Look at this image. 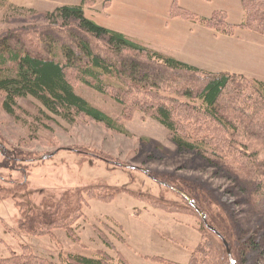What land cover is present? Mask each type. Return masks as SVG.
I'll return each instance as SVG.
<instances>
[{
    "label": "rangeland",
    "instance_id": "obj_1",
    "mask_svg": "<svg viewBox=\"0 0 264 264\" xmlns=\"http://www.w3.org/2000/svg\"><path fill=\"white\" fill-rule=\"evenodd\" d=\"M173 2L201 17L224 12L232 24L245 17L242 0H112L106 7L99 0L86 6L84 13L99 25L180 58L192 52L201 26L189 32L178 29L171 21ZM80 4L81 0H0V35L45 27L48 11ZM235 31L238 35L231 40L215 43L218 50L234 55L226 69L264 81V36L245 29ZM220 55L216 51L208 56L219 64L207 69L225 67ZM188 56L185 59L201 66L192 53ZM74 85L93 106L121 121L127 133L110 130L84 115L69 122L49 113L32 97L18 99L14 116L0 105V258L28 247L57 264L68 254L93 257L99 251L107 252L114 264H189L202 242L197 227L200 218L152 205L138 194L183 203L178 193L191 184L214 193L230 210V221L244 239L258 242L261 255L243 264H264V220L253 212L235 177L219 171L200 154L180 149L169 131L151 116L139 110L124 116V106L110 93L102 94L80 81ZM4 155L14 161L5 165ZM25 181L27 187L21 188ZM99 182L124 191L110 200L89 197L84 215L73 223L74 232L58 229L40 236L19 227L21 209L27 205L40 209L46 197L59 200L69 190Z\"/></svg>",
    "mask_w": 264,
    "mask_h": 264
},
{
    "label": "trees",
    "instance_id": "obj_2",
    "mask_svg": "<svg viewBox=\"0 0 264 264\" xmlns=\"http://www.w3.org/2000/svg\"><path fill=\"white\" fill-rule=\"evenodd\" d=\"M98 1L57 6L45 13L49 25L0 35L3 110L14 116L18 99L32 97L49 113L69 122L84 115L110 130L127 133L121 121L80 96L74 82L110 93L124 106V116L136 110L151 116L169 131L180 149L200 154L219 171L235 177L253 212L264 220V81L240 73L205 70L99 25L84 13L86 6ZM111 1L104 0V6ZM242 6L245 17L239 24L229 23L221 11L201 17L175 2L170 9L172 18L199 22L221 34L233 35L235 30L245 29L264 36V0H242ZM4 159L5 165L14 161L8 155ZM100 183L69 190L59 200L46 197L40 209L27 205L21 209L19 227L40 236L58 229L74 232L73 223L84 215L89 197L110 200L124 191ZM20 185L27 187L26 181ZM102 187L114 190L105 193ZM178 194L183 203L138 195L152 205L200 218L197 227L202 242L189 264H232L223 241L237 264L260 254L258 242L244 239L230 221V210L214 193L188 184ZM111 258L105 251L93 257L68 254L61 264H114ZM0 264L57 263L24 247L20 254L0 258Z\"/></svg>",
    "mask_w": 264,
    "mask_h": 264
},
{
    "label": "crops",
    "instance_id": "obj_3",
    "mask_svg": "<svg viewBox=\"0 0 264 264\" xmlns=\"http://www.w3.org/2000/svg\"><path fill=\"white\" fill-rule=\"evenodd\" d=\"M171 19H172L171 21H173V23L176 24L178 29L186 28V32H187V30H188V32L193 31L194 29H196V27H197L196 25H198V24H200V26H201V28H199V32H198L200 39H196L197 44H195V46L191 50L192 51L191 53L194 55V58H196L198 63L200 62L199 64H201V66H199L197 63L190 62L189 59H185V58L189 57L188 54H191L190 52L189 53L186 52L187 55L184 57L176 58V56H175L176 59H179V60H182L184 62L193 64L194 66H198L200 68H204L205 70H210V71H219L220 70V71H225V72H230V73H237L234 71H228V69H226V68H230V63H231V61H233L234 55H229V53L227 54L226 52H224L225 50L224 51L218 50L215 43L218 40H221V41H225V39L231 40L232 38L235 37L236 34L238 35V33L235 32V34H233V35L221 34V33L215 32V30H213V29L207 28L206 26H204L203 24H201L199 22H194V21L190 22L188 20L181 19V18H171ZM110 29H112V28H110ZM113 30H115V29H113ZM116 31H118V30H116ZM119 32H121V31H119ZM121 33L125 34L123 31ZM125 35L127 36V34H125ZM216 51L221 52L220 57H222L221 59H224V61L222 62V60H221L222 63L221 62L220 63L221 64L224 63L223 66H225V67L222 69H207L208 68L207 66L219 64V63L211 62V60L208 58V56H210L211 53L216 52ZM196 53H203L205 55V57L199 58L195 55ZM231 66H232V64H231Z\"/></svg>",
    "mask_w": 264,
    "mask_h": 264
},
{
    "label": "water",
    "instance_id": "obj_4",
    "mask_svg": "<svg viewBox=\"0 0 264 264\" xmlns=\"http://www.w3.org/2000/svg\"><path fill=\"white\" fill-rule=\"evenodd\" d=\"M190 202H191V201H190ZM199 213H200V215H202L201 211H199ZM201 218H203V220H205V218H204L203 215H202ZM223 242H224V244H225V246H226V248H227V254H228V256H229V259H230L231 263H232V264H237V261L234 259L233 255L231 254L232 252H231V249L229 248L228 243L225 242V241H223Z\"/></svg>",
    "mask_w": 264,
    "mask_h": 264
}]
</instances>
